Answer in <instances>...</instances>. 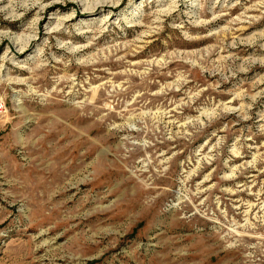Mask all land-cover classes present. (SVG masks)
<instances>
[{
    "label": "rangeland",
    "instance_id": "374dc122",
    "mask_svg": "<svg viewBox=\"0 0 264 264\" xmlns=\"http://www.w3.org/2000/svg\"><path fill=\"white\" fill-rule=\"evenodd\" d=\"M0 264H264V0H0Z\"/></svg>",
    "mask_w": 264,
    "mask_h": 264
},
{
    "label": "built area",
    "instance_id": "2783aa9c",
    "mask_svg": "<svg viewBox=\"0 0 264 264\" xmlns=\"http://www.w3.org/2000/svg\"><path fill=\"white\" fill-rule=\"evenodd\" d=\"M3 108H4L3 104L0 103V114L3 113V111H4Z\"/></svg>",
    "mask_w": 264,
    "mask_h": 264
}]
</instances>
